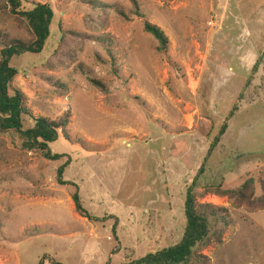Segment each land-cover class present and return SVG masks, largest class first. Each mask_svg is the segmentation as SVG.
<instances>
[{
  "label": "rangeland",
  "instance_id": "obj_1",
  "mask_svg": "<svg viewBox=\"0 0 264 264\" xmlns=\"http://www.w3.org/2000/svg\"><path fill=\"white\" fill-rule=\"evenodd\" d=\"M22 2L49 5L54 19L40 55L14 58L12 87L35 117L68 115V138L49 144L63 156L52 161L0 135V264H124L179 243L186 190L235 107L197 185L198 203L231 223L200 254L264 264V0H138L167 53L143 20L118 15L130 0ZM0 31L29 38L4 0ZM68 160L63 180L99 221L81 217L74 188L59 184ZM251 179L262 202L219 194Z\"/></svg>",
  "mask_w": 264,
  "mask_h": 264
},
{
  "label": "trees",
  "instance_id": "obj_2",
  "mask_svg": "<svg viewBox=\"0 0 264 264\" xmlns=\"http://www.w3.org/2000/svg\"><path fill=\"white\" fill-rule=\"evenodd\" d=\"M9 7V12L23 21L29 35L28 39L11 37L0 31V135L15 137L20 149L29 152H38L47 160H59L63 156L52 154L49 144L61 138H68L66 134L69 126V116H63L57 120L46 117H35L27 106V99L22 91L14 89L12 83L19 74L18 69L12 66L14 58L26 54L40 55L50 38L51 25L54 12L49 5L37 4L33 8L25 9L22 0H4ZM132 10L129 14L117 10L123 19L132 17L143 20L144 31L151 35L158 43V50L168 52L169 39L164 31L157 25L145 20L138 0H130ZM258 63L253 69L256 72ZM90 83L103 92H107L106 86L100 81L91 80ZM237 107L231 111L226 122L221 126L219 133L214 137L210 149L199 169L197 176L186 190L184 215L185 231L179 243L149 253L141 259L124 264H206L207 257L200 254L203 248L210 246L213 240L220 241V234L230 226V218L224 208L212 204H199L197 198L198 180L206 169V164L219 146L221 139L228 129L227 121L234 117ZM25 119L33 121V127L25 128ZM17 145L16 141H13ZM68 160L58 171L59 184L74 188L73 202L77 213L89 221H99L90 215L82 206L79 189L75 183L63 180V174L69 166ZM219 194L228 196L238 202L252 205L262 202L263 198L255 201L254 182L246 181L236 190H220ZM112 218V217H111ZM114 229L117 228L118 219L115 218Z\"/></svg>",
  "mask_w": 264,
  "mask_h": 264
}]
</instances>
